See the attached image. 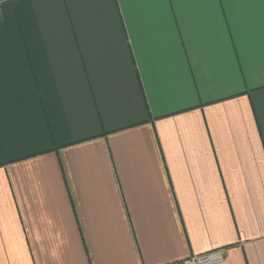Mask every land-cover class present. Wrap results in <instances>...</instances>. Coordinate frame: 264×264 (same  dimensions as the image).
Here are the masks:
<instances>
[{
  "label": "crops",
  "instance_id": "0c3cea01",
  "mask_svg": "<svg viewBox=\"0 0 264 264\" xmlns=\"http://www.w3.org/2000/svg\"><path fill=\"white\" fill-rule=\"evenodd\" d=\"M264 264V0H0V264Z\"/></svg>",
  "mask_w": 264,
  "mask_h": 264
},
{
  "label": "built area",
  "instance_id": "2783aa9c",
  "mask_svg": "<svg viewBox=\"0 0 264 264\" xmlns=\"http://www.w3.org/2000/svg\"><path fill=\"white\" fill-rule=\"evenodd\" d=\"M226 259V250H214L196 256H191L181 264H222Z\"/></svg>",
  "mask_w": 264,
  "mask_h": 264
}]
</instances>
